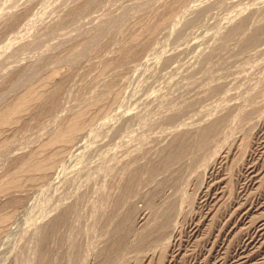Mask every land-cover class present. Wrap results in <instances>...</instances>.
<instances>
[{"label": "rangeland", "instance_id": "obj_1", "mask_svg": "<svg viewBox=\"0 0 264 264\" xmlns=\"http://www.w3.org/2000/svg\"><path fill=\"white\" fill-rule=\"evenodd\" d=\"M12 105L0 264H264V0H0Z\"/></svg>", "mask_w": 264, "mask_h": 264}, {"label": "bare ground", "instance_id": "obj_2", "mask_svg": "<svg viewBox=\"0 0 264 264\" xmlns=\"http://www.w3.org/2000/svg\"><path fill=\"white\" fill-rule=\"evenodd\" d=\"M254 37V36H253ZM252 38V37H251ZM34 90V89H33ZM30 97V96H29ZM20 100V99H19ZM16 104H17V102H16ZM18 108V105H12L9 109H7L6 111H4L2 114L0 113V120H4L5 118H7L8 116H9V114L12 112V111H15L16 109ZM19 109V108H18ZM77 119V118H76ZM76 119L74 118L73 120L71 119V120H69L66 124H64V127H62V129L58 132V134L56 135V136H58V137H56V139L57 138H59V136H61V137H65V136H68L69 137V135H71V133L73 132V131H75V129H77V127L78 126H80V125H78V123H79V121H76ZM9 120V119H8ZM78 122V123H77ZM80 124V123H79ZM79 128V127H78ZM73 134V133H72ZM74 135V134H73ZM55 145V144H54ZM47 146V145H46ZM39 150V149H38ZM38 154V153H37ZM33 156V155H32ZM169 158V157H168ZM29 160V159H28ZM39 160V159H38ZM52 161V160H51ZM31 165H29V167H30ZM33 166H35V165H32V167L31 168H34ZM28 167V166H27ZM22 168V167H21ZM39 168V167H38ZM127 171V170H126ZM140 175V174H139ZM132 178H133V175L131 176ZM132 178H131V180H132ZM113 180V179H112ZM133 181H135V180H133ZM131 187V186H130ZM55 191V190H54ZM122 194V193H121ZM55 195V194H54ZM51 197V196H50ZM122 199V198H121ZM49 200H50V198H49ZM107 200V199H106ZM53 202H56V201H53ZM58 205V204H57ZM73 205V204H72ZM78 206V205H77ZM74 207V206H73ZM56 208V207H55ZM52 209V208H51ZM54 209V208H53ZM45 210V209H44ZM45 213V212H44ZM6 215V214H5ZM8 217V216H7ZM59 224V223H58ZM57 224V225H58ZM61 224V223H60ZM59 226V225H58ZM46 228H47V226H46ZM53 229V228H52ZM48 231V230H47ZM36 232H37V230H36ZM33 236V235H32ZM31 236V237H32ZM43 237V236H42ZM35 239H36V237H35ZM45 239V238H44ZM46 264V263H45Z\"/></svg>", "mask_w": 264, "mask_h": 264}]
</instances>
